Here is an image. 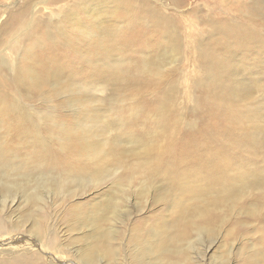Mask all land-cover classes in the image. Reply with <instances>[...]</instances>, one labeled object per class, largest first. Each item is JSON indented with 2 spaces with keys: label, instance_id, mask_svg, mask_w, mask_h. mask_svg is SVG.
Instances as JSON below:
<instances>
[{
  "label": "rangeland",
  "instance_id": "obj_1",
  "mask_svg": "<svg viewBox=\"0 0 264 264\" xmlns=\"http://www.w3.org/2000/svg\"><path fill=\"white\" fill-rule=\"evenodd\" d=\"M58 1L62 3L54 6V18L60 24L54 28L51 23L41 29L54 31L61 27L63 30L55 32L49 43L59 46L62 60L66 58L63 65L82 86L74 95L79 101L78 107L84 102L95 103L85 110L96 113L117 108V118L127 117L129 126L140 131L138 135H146L153 148L164 154L171 151L170 156L175 160L163 162L166 166L180 165L182 158L191 162L192 168L203 169L198 165H204V161L211 167L220 163L221 167L230 165L232 172L242 169L246 182L264 172V0H95L96 5L94 0ZM3 2L6 0H0V9ZM26 2L7 10L6 14L0 10V31L7 33L18 21L16 12L34 0ZM100 3H105L108 11L116 8L108 25L111 24L114 32H120L102 38L105 48L110 49L105 52L101 51V43L97 46L96 41L84 40L69 20L76 16L91 27L88 10ZM41 14L47 20L53 12ZM40 43L43 44L42 39ZM38 45L27 41L26 46L37 59ZM83 50L87 60L83 59ZM101 60L111 62L107 65ZM116 61L124 62L123 75L117 85L111 82L112 86L107 88L103 85L104 78L110 72L108 67ZM152 65L162 74L149 73ZM0 83L6 84L5 72L1 69ZM67 105L65 98H58L48 88L33 93L22 103L25 117L35 118L39 125L33 136H39L41 141L32 136L29 145L57 153L59 160L64 161V170L74 165L83 167L87 160L91 162L80 143L67 144L70 136L77 138L72 135L74 116ZM158 110L166 112L160 122ZM83 113L88 116L91 112ZM44 119L46 125H41ZM251 121L256 126L250 132ZM219 157L226 162L219 161ZM125 173L121 171L107 180L87 198L67 201L68 198L53 199L48 195L42 215L46 217L47 228L57 234L63 256L74 257L77 249L83 247L74 241L85 236L87 230L79 235L70 232L73 221L67 216L69 204L87 205L95 199H108L105 195L110 191V182L115 177L123 179ZM167 184L168 179L162 174L146 198L129 199L126 208H122L123 214H129L124 228L126 235L134 230L133 225L147 218L170 214L169 205L154 199L155 193L166 189ZM134 185L140 183L136 181ZM34 187L35 184L28 186ZM209 196L212 194L208 195L210 199ZM263 197V190L246 192L236 210L218 213L224 225L213 239L202 237L200 249L203 251L200 252L204 256L199 264H257V260L264 264ZM19 205V200L12 203L10 199L2 204L0 199V220L6 219L8 233L32 211ZM101 228L105 231L108 224H102ZM191 257L195 258L196 254ZM8 261V257L0 255L1 264H10Z\"/></svg>",
  "mask_w": 264,
  "mask_h": 264
},
{
  "label": "bare ground",
  "instance_id": "obj_2",
  "mask_svg": "<svg viewBox=\"0 0 264 264\" xmlns=\"http://www.w3.org/2000/svg\"><path fill=\"white\" fill-rule=\"evenodd\" d=\"M24 2L26 0H6L0 10L6 14L7 10L16 9ZM58 3V0L29 2L16 12V24L10 30L7 29V33L5 30L0 31V69L5 72L6 82L5 85L0 83V199L2 204L10 199L12 203L19 200V206L32 209L27 218L20 219L21 223L11 228L12 233H8L6 219L0 220V255L8 257L10 264L201 263L204 256L200 252L203 251L200 249L203 246L202 237H216L225 222L219 220V214L226 209L233 211L246 192H264V172L246 182L243 170L232 172L229 170L230 165L221 167L219 163V166L211 167L204 161V165H198L203 169L192 168L194 165L182 158V164L166 166L163 162L175 160L170 156L171 151L164 154L160 149L153 148L146 135H138L141 132L129 126L127 117L117 118V108L110 107L102 113H99L102 110L96 113L95 110H85L95 103L91 105L84 102L78 107L79 101L74 95L82 86L63 65L66 58L62 60L59 46L49 43L55 32L63 30L61 27L54 31L41 29L51 23L54 28L58 26L57 23L60 24L58 18H54V6L58 7ZM41 12L53 14L44 20ZM115 12L116 8L108 11L107 5L100 3L88 10L91 27H87L76 16L69 20L84 40L90 43L96 41L97 46L101 43V51L105 52L110 49L105 48L106 42L102 38L120 33L114 32L111 24L108 25ZM41 39L43 44L40 43ZM27 41L40 44L36 48L38 59L34 52L32 54L26 49ZM65 51L69 52L68 49ZM31 54L35 59L34 67L31 66ZM85 54L86 50H83V59L87 60ZM101 63L106 62L101 60ZM109 63L107 61L106 64ZM111 64L114 66L108 67L110 72L104 78L103 85L107 88L112 86L109 84L111 82L117 85L124 71L123 61ZM149 69L153 75L162 74L155 65ZM47 88L58 98L68 101L67 106L73 113L75 123L72 135L77 138L72 139L70 136L67 144L71 141L80 143L87 153L91 162L87 160L83 167L74 165L72 169L64 170V161L59 160L57 153L29 145V138L37 133L39 125L35 118L25 117L22 103L31 98L33 93L43 92ZM83 112L91 113L86 116ZM165 113L158 110L159 122L164 120ZM41 125H46L45 119ZM255 126L256 122L251 121L249 131ZM33 138L41 141L39 136ZM222 152L227 154L225 150ZM219 161L226 162V159L219 157ZM90 165H93L92 169H89ZM121 171L126 172L125 176L123 179L115 177L110 182V191L105 195L108 199H95L87 205L81 202L69 204L67 216L73 221L70 232L79 235V232L87 230L85 236L74 241L83 244L74 257L63 256L57 234L47 228L46 217L42 215L48 195H52L53 199L80 200L91 196L93 191ZM162 174L168 179L167 188L161 192L155 191L154 199L169 205L170 214L147 218L133 225L134 230L126 235L124 228L128 224L126 218L129 214L126 216L123 210L129 199L132 196L146 198ZM136 181L140 185L135 186ZM30 184H35V187L28 188ZM209 194H212L210 199ZM105 223L108 228L104 231L101 226ZM194 237H198L197 240L194 241ZM192 254H196V257L192 258ZM256 263L261 262L257 260Z\"/></svg>",
  "mask_w": 264,
  "mask_h": 264
}]
</instances>
